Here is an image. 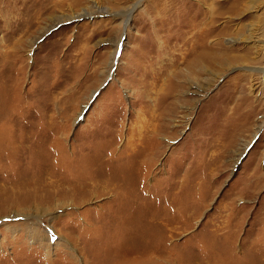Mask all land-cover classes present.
I'll list each match as a JSON object with an SVG mask.
<instances>
[{"label": "rangeland", "instance_id": "rangeland-1", "mask_svg": "<svg viewBox=\"0 0 264 264\" xmlns=\"http://www.w3.org/2000/svg\"><path fill=\"white\" fill-rule=\"evenodd\" d=\"M0 264H264V0H0Z\"/></svg>", "mask_w": 264, "mask_h": 264}, {"label": "bare ground", "instance_id": "bare-ground-1", "mask_svg": "<svg viewBox=\"0 0 264 264\" xmlns=\"http://www.w3.org/2000/svg\"><path fill=\"white\" fill-rule=\"evenodd\" d=\"M234 1V0H233ZM238 1V0H237ZM129 7H131V6H129ZM132 9V8H131ZM130 9V10H131ZM130 10H125L126 12H124V13H127V16L129 15V13H130ZM211 10V9H210ZM128 11V12H127ZM211 13H214V11H210ZM123 14V13H122ZM212 16V15H211ZM212 19H214L213 17H211L210 18V21L209 22H211L212 21ZM213 31V30H212ZM216 44H217V42H215V46H216ZM196 45V44H195ZM194 48V47H193ZM196 48H198V49H202V43H200L197 47H195L194 49H196ZM193 49V50H194ZM209 49H214V47L212 46L211 48L209 47ZM188 52H191L190 50L189 51H187V52H184V57H192L193 56V59L191 60L193 63H192V65H198L199 63H201V62H203V60L205 59V55L203 54V52H200V53H198V55H196L195 56V53L194 52H191V53H188ZM4 160V159H3ZM127 263V262H126Z\"/></svg>", "mask_w": 264, "mask_h": 264}, {"label": "water", "instance_id": "water-1", "mask_svg": "<svg viewBox=\"0 0 264 264\" xmlns=\"http://www.w3.org/2000/svg\"><path fill=\"white\" fill-rule=\"evenodd\" d=\"M86 108H87V107H86ZM86 108H85V109H86Z\"/></svg>", "mask_w": 264, "mask_h": 264}]
</instances>
